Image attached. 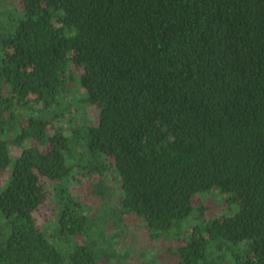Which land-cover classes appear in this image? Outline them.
I'll list each match as a JSON object with an SVG mask.
<instances>
[{
  "label": "trees",
  "instance_id": "trees-1",
  "mask_svg": "<svg viewBox=\"0 0 264 264\" xmlns=\"http://www.w3.org/2000/svg\"><path fill=\"white\" fill-rule=\"evenodd\" d=\"M19 3L0 0V264H264V0ZM126 220L173 261L130 262Z\"/></svg>",
  "mask_w": 264,
  "mask_h": 264
},
{
  "label": "rangeland",
  "instance_id": "rangeland-1",
  "mask_svg": "<svg viewBox=\"0 0 264 264\" xmlns=\"http://www.w3.org/2000/svg\"><path fill=\"white\" fill-rule=\"evenodd\" d=\"M2 2L5 4L12 2L17 6L20 4L19 0H2ZM87 112L86 113L91 116L92 119H96V112L93 108L89 107ZM21 149V147H11L12 157L17 156ZM8 175L9 171H5L0 174V188L6 181ZM76 188L81 189L82 185ZM48 196L49 195H47L40 208L34 213L36 223L42 229L46 230L47 233L50 231L48 221L51 220L53 213L52 203L50 201V197ZM196 201L203 203L204 214L207 217L214 213H223L227 209L228 204L226 195L221 194L216 190L199 196ZM126 223L127 225L125 228L117 229L120 233L117 237V245L122 251L129 250V254L131 255L130 262H136L139 261L140 258H150L152 256L155 258H164L168 261H173L174 255L172 251H174L177 245L175 241L166 238H149L141 224L134 228L127 220Z\"/></svg>",
  "mask_w": 264,
  "mask_h": 264
}]
</instances>
